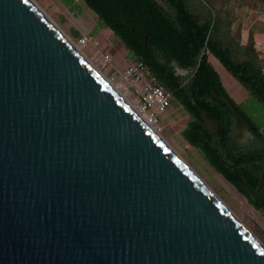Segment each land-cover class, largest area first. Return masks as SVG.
<instances>
[{"label": "water", "instance_id": "95a60500", "mask_svg": "<svg viewBox=\"0 0 264 264\" xmlns=\"http://www.w3.org/2000/svg\"><path fill=\"white\" fill-rule=\"evenodd\" d=\"M0 264H264L259 241L31 0H0Z\"/></svg>", "mask_w": 264, "mask_h": 264}, {"label": "trees", "instance_id": "16d2710c", "mask_svg": "<svg viewBox=\"0 0 264 264\" xmlns=\"http://www.w3.org/2000/svg\"><path fill=\"white\" fill-rule=\"evenodd\" d=\"M59 1L77 13L78 5L84 4L102 27L119 40L132 60L142 62L157 84L168 90L190 115L181 131L182 138L201 153L217 174L240 191L235 176L245 183L246 157L249 154L264 157V119L260 124L254 123L232 101L209 63L208 54L245 89L249 99L264 107V58L260 57L250 34L245 44H241L238 33L232 34L235 10L253 0H220L217 4L216 0H81L79 4L72 0ZM73 35L78 34L73 32ZM171 62L192 69L186 89L165 79L173 78ZM210 92L222 93L251 124L256 140L251 149L241 152L232 149L230 126L223 125L224 120L230 123L228 111L222 108L220 116L214 113L215 105H219L211 99ZM202 113L218 121V135L210 136L204 131ZM253 206L260 209V205Z\"/></svg>", "mask_w": 264, "mask_h": 264}, {"label": "rangeland", "instance_id": "374dc122", "mask_svg": "<svg viewBox=\"0 0 264 264\" xmlns=\"http://www.w3.org/2000/svg\"><path fill=\"white\" fill-rule=\"evenodd\" d=\"M39 9L59 27L74 44L77 45L81 35H87L91 42L79 46L81 53L123 94L120 83V72L134 61L119 40L106 28L102 27L97 16L84 4L78 5L80 12L69 10L59 0H33ZM220 0H216V4ZM251 2V1H249ZM248 2V4H250ZM243 11V10H241ZM239 12L242 13L243 12ZM239 16L233 30H240L243 40L246 35L242 17ZM264 38V27H258ZM93 31V34L91 32ZM73 32L78 35L74 36ZM244 34V35H243ZM234 35V33H233ZM108 55L111 62L104 64L103 56ZM210 64L220 77L226 92L254 123H262L264 107L247 95L242 88L221 66L208 55ZM120 88V89H119ZM187 115L176 102L171 103L165 117L159 122L155 131L172 151L199 177V179L219 198L233 213L242 225L264 246V210L255 208L231 183L217 174L203 159L201 153L191 147L182 138L181 131L186 125Z\"/></svg>", "mask_w": 264, "mask_h": 264}, {"label": "flooded vegetation", "instance_id": "af4514ba", "mask_svg": "<svg viewBox=\"0 0 264 264\" xmlns=\"http://www.w3.org/2000/svg\"><path fill=\"white\" fill-rule=\"evenodd\" d=\"M169 67H170V71L173 73V78L165 77V79L173 80L174 82H178L180 89H186L188 87L189 83H190L191 78H192V76H191L192 69L183 68L178 63H175V62H171ZM221 95L224 97V95L222 93H215L216 97H219ZM210 97L215 103H217V105H219V106L215 105L216 108H214V113L216 115L220 116V114L222 113V108L227 111V109H226L224 104H222L221 102H219L218 100H216L215 98H213L211 96V92H210ZM171 98H172L171 103H174L175 102L174 96L172 95ZM182 110L187 115V120H186V124H187L188 121L190 120V115L188 114V112H186V110H184V108H182ZM202 114H204V113H202ZM228 114H229V117H230V123H227L226 120H224L223 121V125H228L229 124V126H230V128H229L230 129V131H229V142H230V145H231L232 149L236 150V151H239V152H241L242 150L251 149V146L256 141L255 137L253 135L251 124L245 119L248 122L250 127L249 128L243 127L241 130H236L234 128V124H233V121H232L231 114L229 112H228ZM208 119H209L210 123H206L205 124L203 122L204 131L207 134H209V132H211L212 134H209L210 136L218 135V132H219V129H220V125H219L218 121H216L215 119H210V118H208ZM214 122L218 123L217 131L214 128V125H213ZM243 164L246 166L245 183L241 179L240 180L249 189V191L251 192V194H252V196L254 198V201L249 200L244 193L239 191L235 186L234 187L249 202H251L253 205H260V209L264 210V157H261L259 155L252 156V155L249 154L246 157V160H245V162ZM236 178H238V177L235 176V179ZM260 194L263 195V196L261 197Z\"/></svg>", "mask_w": 264, "mask_h": 264}, {"label": "built area", "instance_id": "2783aa9c", "mask_svg": "<svg viewBox=\"0 0 264 264\" xmlns=\"http://www.w3.org/2000/svg\"><path fill=\"white\" fill-rule=\"evenodd\" d=\"M79 4L81 0H72ZM91 42L87 35H81L77 45L84 46ZM103 63L111 62L108 55L103 56ZM121 89L127 101L134 107L143 121L153 128L165 117L171 105L172 94L162 85L157 84L155 76L140 61H134L120 72Z\"/></svg>", "mask_w": 264, "mask_h": 264}, {"label": "crops", "instance_id": "0c3cea01", "mask_svg": "<svg viewBox=\"0 0 264 264\" xmlns=\"http://www.w3.org/2000/svg\"><path fill=\"white\" fill-rule=\"evenodd\" d=\"M248 2L246 4V6H244L243 8H239V9L235 10L234 14H235L236 19L233 22V25H234L237 22V20L239 19V16H241V13H239V12L241 10H243V11H241V12H243L241 17L243 19L242 20L243 26H246V29L244 31V34L246 35L245 41L242 42L243 36H242L240 30H237V29L233 30V26H232V34L233 33H234V35L236 33L239 34L241 44H245L246 43L247 38H248V36L250 34L252 36V38H253L256 50L260 53V57L264 58V38H261L262 35L259 34V32H258L259 29H257L258 27H260V28L264 27V3H262V2H260L258 0H253V1L249 2L250 4H248ZM263 37H264V35H263ZM208 61H209V57H208Z\"/></svg>", "mask_w": 264, "mask_h": 264}, {"label": "bare ground", "instance_id": "6f19581e", "mask_svg": "<svg viewBox=\"0 0 264 264\" xmlns=\"http://www.w3.org/2000/svg\"><path fill=\"white\" fill-rule=\"evenodd\" d=\"M32 2H33V4L34 5H36L35 4V2L33 1V0H31ZM37 6V5H36ZM38 7V6H37ZM45 15V14H44ZM46 16V15H45ZM47 17V16H46ZM48 18V17H47ZM49 19V18H48ZM51 22H52V24L53 25H55L54 23H53V21L51 20V19H49ZM55 27L58 29L59 27H57L56 25H55ZM59 30V29H58ZM65 37H66V39L81 53V49L79 48V46L78 45H76V44H74L73 42H72V40L68 37V36H66L61 30H59ZM81 55L90 63V61L81 53ZM91 64V63H90ZM92 65V64H91ZM93 66V65H92ZM94 67V66H93ZM95 68V70L109 83V85L123 98V100L135 111V109H134V107L127 101V99L125 98V96L111 83V81L110 80H108L105 76H103L97 69H96V67H94ZM136 113H137V111H135ZM141 117V116H140ZM141 119H142V117H141ZM143 120V119H142ZM148 125V124H147ZM149 126V125H148ZM151 129H152V131L158 136V134H157V132L155 131V129L153 128V127H151V126H149ZM159 137V136H158ZM160 138V137H159ZM161 139V138H160ZM162 140V139H161ZM164 142V141H163ZM165 143V142H164ZM166 144V143H165ZM167 145V144H166ZM168 146V145H167ZM169 147V146H168ZM169 149L172 151V149L169 147ZM173 152V151H172ZM174 153V152H173ZM175 154V153H174ZM176 155V154H175ZM237 219V218H236ZM237 221L242 225V223L237 219ZM242 227L248 232V233H250L243 225H242ZM251 234V233H250ZM252 235V234H251ZM259 244L264 248V246L259 242Z\"/></svg>", "mask_w": 264, "mask_h": 264}]
</instances>
